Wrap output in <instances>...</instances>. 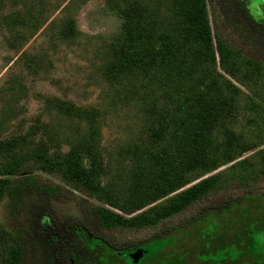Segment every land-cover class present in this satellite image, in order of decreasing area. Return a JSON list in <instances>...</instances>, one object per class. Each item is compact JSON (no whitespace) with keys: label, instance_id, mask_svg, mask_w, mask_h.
<instances>
[{"label":"trees","instance_id":"obj_1","mask_svg":"<svg viewBox=\"0 0 264 264\" xmlns=\"http://www.w3.org/2000/svg\"><path fill=\"white\" fill-rule=\"evenodd\" d=\"M121 2L123 23L103 76L140 102L141 132L126 150L132 162L128 190L119 195L103 185L107 171L96 139L103 116L95 109L54 101L59 112L83 121L89 134L67 151L37 142L35 130L0 143L4 154L28 149L1 165L0 204H6L12 224H0V249L7 250L9 264H33L37 253L43 264H70L85 249L107 246L122 256L133 250L118 247L111 234L106 239L88 231L84 241L58 230L48 221L45 203L28 216L32 198H78L88 221L101 231L116 232L156 227L233 184L251 185L246 160L236 165L238 172L233 165L210 174L252 149L232 125L246 96L242 88L258 98L264 89V61L256 49L264 24L242 0ZM75 35L71 20L61 36ZM183 188L166 203L128 217Z\"/></svg>","mask_w":264,"mask_h":264},{"label":"rangeland","instance_id":"obj_2","mask_svg":"<svg viewBox=\"0 0 264 264\" xmlns=\"http://www.w3.org/2000/svg\"><path fill=\"white\" fill-rule=\"evenodd\" d=\"M242 1L251 16L264 24V0ZM122 8L121 0H0V143L35 130L37 142L67 151L88 136V127L59 112L54 101L95 109L103 116L96 137L107 171L103 185L119 195L130 183L132 162L126 150L142 126L140 102L126 97V87L103 76L123 23ZM71 20L75 21L76 35L64 39L62 29ZM256 49L264 61V36L258 39ZM242 89L246 96L232 127L252 149L210 175L246 160L250 187L233 184L156 227L139 230H99L81 213L78 198H32L28 216L45 203L48 221L58 230L76 233L84 241L90 237L88 231L106 239L114 235L111 239L118 247L133 249L123 256L107 246L85 249L70 264H264V89L260 98ZM254 103L259 106L254 107ZM27 150L0 153V176L2 163L23 156ZM237 166L236 172L240 169ZM184 190L128 217L164 204ZM10 223L3 202L0 224ZM170 229L172 232L157 237ZM41 259L37 253L33 264H43ZM0 264H9L5 249H0Z\"/></svg>","mask_w":264,"mask_h":264},{"label":"water","instance_id":"obj_3","mask_svg":"<svg viewBox=\"0 0 264 264\" xmlns=\"http://www.w3.org/2000/svg\"><path fill=\"white\" fill-rule=\"evenodd\" d=\"M139 252H142V251H141V250H138L137 253H139ZM137 253H136V254H137ZM136 254L132 255V257H133L135 260H137V255H136Z\"/></svg>","mask_w":264,"mask_h":264}]
</instances>
